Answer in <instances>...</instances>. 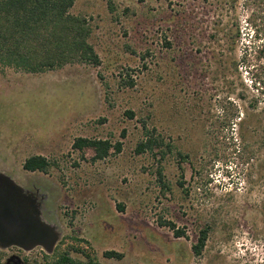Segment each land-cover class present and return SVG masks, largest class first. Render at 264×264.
Segmentation results:
<instances>
[{
	"label": "rangeland",
	"instance_id": "obj_1",
	"mask_svg": "<svg viewBox=\"0 0 264 264\" xmlns=\"http://www.w3.org/2000/svg\"><path fill=\"white\" fill-rule=\"evenodd\" d=\"M70 13L99 66L0 69V172L60 233L52 253L0 248V264H264V0H77ZM146 132L157 146L138 153ZM79 137L122 151L93 161ZM34 155L47 173L23 169Z\"/></svg>",
	"mask_w": 264,
	"mask_h": 264
},
{
	"label": "trees",
	"instance_id": "obj_2",
	"mask_svg": "<svg viewBox=\"0 0 264 264\" xmlns=\"http://www.w3.org/2000/svg\"><path fill=\"white\" fill-rule=\"evenodd\" d=\"M77 0H0V69L11 68L30 74H42L61 69L67 65L90 64L99 66L101 61L90 43L92 28L87 19L74 15L70 10ZM133 85V83H131ZM133 118L132 112H127ZM125 135V134H123ZM157 141L146 132V140L140 142L138 153L153 151ZM73 150L91 149L93 161H102L112 153L122 151V143L113 144L105 139L79 137L73 143ZM182 160L188 156L180 152ZM51 163L41 155L27 158L23 169L28 172L47 173ZM184 182H180L183 187ZM174 230L175 236L184 237L185 231L175 224H162ZM208 230L201 232L193 252L200 256L206 246ZM105 257L121 260L123 254L115 251L105 252ZM49 264H97L90 259L79 262L67 254L61 255Z\"/></svg>",
	"mask_w": 264,
	"mask_h": 264
},
{
	"label": "water",
	"instance_id": "obj_3",
	"mask_svg": "<svg viewBox=\"0 0 264 264\" xmlns=\"http://www.w3.org/2000/svg\"><path fill=\"white\" fill-rule=\"evenodd\" d=\"M59 239L57 227L44 219L33 193L0 172V248L29 252L42 247L52 253Z\"/></svg>",
	"mask_w": 264,
	"mask_h": 264
},
{
	"label": "flooded vegetation",
	"instance_id": "obj_4",
	"mask_svg": "<svg viewBox=\"0 0 264 264\" xmlns=\"http://www.w3.org/2000/svg\"><path fill=\"white\" fill-rule=\"evenodd\" d=\"M4 264H28L24 260H21L18 256H13L5 261Z\"/></svg>",
	"mask_w": 264,
	"mask_h": 264
}]
</instances>
